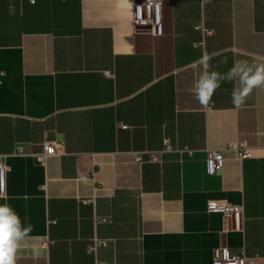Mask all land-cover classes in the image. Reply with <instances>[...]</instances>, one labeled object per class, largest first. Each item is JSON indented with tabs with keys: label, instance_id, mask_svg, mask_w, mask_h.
<instances>
[{
	"label": "crops",
	"instance_id": "crops-1",
	"mask_svg": "<svg viewBox=\"0 0 264 264\" xmlns=\"http://www.w3.org/2000/svg\"><path fill=\"white\" fill-rule=\"evenodd\" d=\"M162 1L156 36L137 0H0V204L32 229L16 264H213L217 248L264 264V87L239 107L237 82L193 94L205 53L222 74L264 62V0ZM45 140L61 154L41 164ZM243 141L250 159L226 150ZM212 202L242 206V228Z\"/></svg>",
	"mask_w": 264,
	"mask_h": 264
},
{
	"label": "built area",
	"instance_id": "built-area-1",
	"mask_svg": "<svg viewBox=\"0 0 264 264\" xmlns=\"http://www.w3.org/2000/svg\"><path fill=\"white\" fill-rule=\"evenodd\" d=\"M202 5H205L212 0H199ZM34 2V0H32ZM134 26L136 30L142 32H150L156 36H162L164 34V21H163V1L162 0H137L134 6ZM197 30H200L204 35H211L212 32L207 30L204 26H198ZM198 68L197 65H195ZM202 71V69H201ZM201 73L195 75L193 92L195 85L199 80ZM5 76V72L0 71V85L2 83V77ZM210 106H207L209 109ZM165 151H169V141H165ZM43 152L36 155L37 160L41 164H45L47 159L53 156L61 154L58 145L55 142L45 140L43 145ZM227 151H233L237 156L242 159H250L253 157V151L246 141L236 144H229L226 148ZM18 154H23V148H18ZM160 153H152L151 159L156 161ZM143 158L141 155L136 157V163H142ZM224 164V151H208L207 156V171L211 176L217 175L221 172ZM8 167L4 163H0V190L4 195L7 194V174ZM207 212L209 214H219L226 220L230 221L233 225V229L240 230L242 228V222L244 217V208L237 205L219 204L212 202L208 205ZM105 221V220H104ZM107 243L103 240H94L88 247L89 253H95L99 248L106 247ZM256 258L249 257L245 250L240 252H232L229 248H217L213 252V264H256ZM103 264V263H97Z\"/></svg>",
	"mask_w": 264,
	"mask_h": 264
},
{
	"label": "clouds",
	"instance_id": "clouds-1",
	"mask_svg": "<svg viewBox=\"0 0 264 264\" xmlns=\"http://www.w3.org/2000/svg\"><path fill=\"white\" fill-rule=\"evenodd\" d=\"M212 57L207 53L201 57L202 71L194 89V98L201 102H208L221 83L237 82L234 88L233 103L242 106L247 96L255 88L264 87V62L252 63L240 61L226 74L210 70ZM0 199H7L0 190ZM31 225L24 226L19 215L7 203L0 204V264H16L18 252L22 242L31 232Z\"/></svg>",
	"mask_w": 264,
	"mask_h": 264
}]
</instances>
